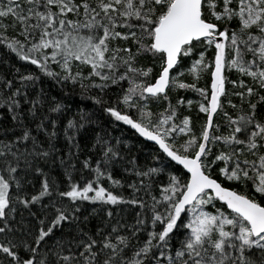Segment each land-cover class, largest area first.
Instances as JSON below:
<instances>
[{"label":"snow or ice","instance_id":"snow-or-ice-1","mask_svg":"<svg viewBox=\"0 0 264 264\" xmlns=\"http://www.w3.org/2000/svg\"><path fill=\"white\" fill-rule=\"evenodd\" d=\"M234 20L237 27L230 28ZM8 28L17 36L4 35L0 41L44 76L101 91L116 85L120 89L116 106L105 111L154 142L158 146L154 160L159 162L161 154L168 159L167 167H139L130 161L140 183L128 187L136 192L146 188L151 194V185H160L159 197L153 195L151 205L113 192L124 186L112 175L123 157L99 134L94 145L102 153L98 160L84 159L77 167L70 151L69 160L60 157L64 181L50 178L39 166L33 167L28 157L47 158L52 152H21L27 143L37 147V136L17 115L21 89L0 95V107L6 106L12 120L21 125L18 136L0 141V264H264V119L256 111L258 103H264L260 94L264 91V0H0V32ZM209 50H214L212 60L206 58ZM145 58L159 63L158 73L153 75L154 68L141 63ZM189 58L186 73L183 65ZM53 64L59 71L53 70ZM232 70L249 77L255 87L243 79L229 81L226 71ZM204 73L210 76V93L197 86ZM186 74L193 77L192 82L182 79ZM37 79L31 74L21 77L22 82ZM228 83L246 89L232 94L242 104L248 103L249 110L241 109L236 118L224 112L228 128L224 134L220 125H213V116L223 110L221 97L230 95ZM4 87L12 89V82L5 81ZM180 90L194 91L206 101L199 102V112L207 114L199 135L190 117L184 116L179 125L175 122L185 100L178 98L173 105L171 94ZM253 95L258 97L256 102L250 99ZM164 101L167 106L153 120L149 105ZM30 103L34 116L36 105L42 106L43 100ZM227 103L237 107L231 99ZM187 104L190 107L193 101ZM62 107L54 103L49 111L59 113ZM50 126L49 131V125L41 121L35 131L43 133L55 150L51 142L57 137L56 121ZM81 127L69 121L64 130L77 155L80 146L69 130L78 132ZM177 133L187 137L179 145ZM217 144L223 150L213 153ZM29 171L42 178L38 191L33 180L26 179ZM77 172L79 178L74 175ZM164 173H168L166 184L154 180ZM105 180L110 187L103 186ZM224 181L245 187L251 181L254 191H237ZM85 202L130 204L143 213H136L134 225L117 222L107 228L98 226L91 233L80 226ZM36 205L40 209L33 211ZM21 209L38 224L26 221ZM96 211L93 208L83 220L88 221ZM107 216L113 217V212L107 211ZM72 225L77 226L76 236L67 246L63 239L49 245L46 238ZM122 229L128 231L122 234ZM142 232L146 233L144 240L139 235Z\"/></svg>","mask_w":264,"mask_h":264},{"label":"trees","instance_id":"trees-1","mask_svg":"<svg viewBox=\"0 0 264 264\" xmlns=\"http://www.w3.org/2000/svg\"><path fill=\"white\" fill-rule=\"evenodd\" d=\"M6 3V0H4ZM8 23L11 22V18H8ZM223 27V25H221ZM230 28L237 27V22L234 20ZM7 35L8 37L15 38L17 36V32L13 31L12 28H8L7 32H0V37ZM23 39V37H20ZM50 51V50H48ZM214 57V50H209L206 53V58L208 60H212ZM193 58H198L195 56ZM141 63L145 66H152L154 68V73L159 72V63L155 64L151 60V58H145L141 61ZM191 65V58L185 59L183 68L187 69ZM54 71H59V68L56 65H51ZM75 71V69H74ZM88 68L85 67L84 72L87 74ZM35 75L38 76L39 79L34 82H22L21 77L24 75ZM227 79L230 81H237L243 79L248 85L255 87L252 84V81L247 77L239 76V74L234 73L232 71H226ZM185 82H192L191 80L183 77ZM5 81L12 82V89H7L4 87ZM88 81H85L87 84ZM124 84V87H127L126 82H121ZM210 84V76L208 73H204L200 80L197 82L198 87H205L209 90ZM16 88H20L22 95L18 97L20 99L21 104L20 108L17 110L18 117L23 120V124L32 129L33 135L37 136V147L34 149L31 143H27V149L21 147V152L27 151L28 153L36 152L38 153L41 150H47L52 152V155L44 158L38 155H30L28 159L32 161L33 167L39 166L44 172L49 174L50 178L57 179L58 181H64V168L60 164V157H63L66 161L69 160V152L73 154L72 162L77 164L79 167L80 161L84 159L91 158L93 162L98 160L102 153L99 151V147H94L96 144L97 134L104 137L108 142L119 149L120 155L123 157L119 163L115 165L114 170L112 171V175L115 179H120L123 183L122 188H113V192H120L126 199H131L133 197L144 200L149 205L152 203L151 197L157 196L160 194V185L158 183H153L151 185V194H149L148 190L141 189L136 192L131 187H128L129 184L136 183L139 186V178H137L134 174H132V168L134 165L130 163V161H135L136 165L139 167L144 166H160L167 167V159L161 154L160 161L157 162L153 159V156L157 153V148L143 142L140 140L135 133L132 131L131 127L128 125H124L122 122L115 121L114 118L110 117V115L105 111V108L108 106H116L117 94L120 92V89L116 85H112L109 88L101 91L98 88H81L79 84L73 85L71 82H63L57 81L53 78L44 76L40 70L35 66L31 65L29 62L21 61L15 53L11 52L6 44L0 41V95H8L11 91H14ZM227 90L232 89V86L228 83L226 85ZM235 88L233 92H242L246 89L240 88L239 86L233 87ZM26 93V96L23 95ZM261 95H264V91L260 92ZM178 98H183L185 100V104L179 109V116L175 121L178 125L181 123L184 116H188L191 118V127L193 131L199 135L205 122H206V113L199 112V105L193 104L189 107L187 104V100H202L201 96L194 91H184L180 90L178 92H173L171 94V101L173 105L176 104V100ZM100 100L97 103V100ZM227 99H231L232 103L237 107L232 108L228 105ZM222 97L223 101V110L218 111L214 117L213 125H220V132L227 134V120L224 116V112H227L233 118H236L241 109L244 112L249 110L248 103H241V98L237 95L228 96V98ZM249 99L247 96L245 100ZM253 102L258 100L256 95H253L250 98ZM32 100H43V105H36V113L33 114L29 111L32 108V104L30 101ZM27 101V102H26ZM202 102H206L203 101ZM3 101L0 100V104ZM54 103H60L63 105L61 112L53 113L49 111V108ZM123 107V105H120ZM167 106V102H161L159 104L152 103L149 105V110L154 114L152 119L155 120V114L162 112L164 108ZM257 117L259 119H264V103H258L257 105ZM133 115H137L133 110ZM52 120L56 121V131L57 137L54 138L51 144L55 145V150L51 147L48 142L47 137L43 133H37L35 131L37 124L43 121L45 124L49 125V131L51 130L50 122ZM73 121L77 125H83V127L79 128L77 132L75 129H70V134L75 136V142H77L80 146V151L77 155V149L72 147L67 138L64 135V130L67 128L68 122ZM21 125L12 120V113L8 112L7 107H0V141L4 140H12L16 136L20 134ZM186 135L182 133L176 134V142L177 145L183 143L186 139ZM120 143L117 144L116 142ZM223 150V146L221 144H217L213 147V153ZM252 159L251 156L248 157ZM218 166H223V162H218ZM127 169V171H125ZM169 171H171L169 169ZM216 169L214 168V172ZM74 175L79 178V173H74ZM167 175L168 173L160 174L154 177L156 181H163L165 184L167 183ZM222 180L223 177H217ZM26 179L33 180L35 184V189L38 191L40 187V180L42 179L38 174L33 171H29L26 175ZM224 184L231 189L237 191H248L249 194H252L254 191L253 185L251 181L248 182L247 187L241 184H237L235 182L224 181ZM103 186L110 187V182L105 180L103 182ZM29 191H33L32 185H29ZM259 199V197H257ZM57 199H59L57 197ZM264 203V201H262ZM96 208L97 211L95 214L91 215L88 221L83 220V216L92 212V209ZM40 209V205H36L33 208V211H38ZM24 212L25 220H31L33 226L38 224V220L35 217H29L27 210L21 209ZM162 210V209H161ZM209 210L210 209L209 207ZM107 211L113 212V217L109 218L107 216ZM214 211V210H213ZM142 212L138 206L130 205V204H120V205H92L88 202H85L83 211L80 215V226L86 228L87 231L91 233H95L98 226L107 228L109 224H116L120 222L122 225H134L136 220V213ZM148 216L151 215L150 212L147 213ZM43 218V217H40ZM17 220L20 219L19 216L16 217ZM76 225H72L71 229L67 226L63 228L62 231H57L55 236L49 239V245L54 243L56 240L63 239L65 241V245L67 246V242L71 240L74 236H76ZM150 227V224L148 225ZM127 229H122V234L127 232ZM141 240L146 239V233H140ZM177 238L180 236V233H176ZM176 241L174 240L173 243ZM63 254L67 255L68 252L65 251ZM50 259L53 261L56 260L55 256H50Z\"/></svg>","mask_w":264,"mask_h":264},{"label":"rangeland","instance_id":"rangeland-1","mask_svg":"<svg viewBox=\"0 0 264 264\" xmlns=\"http://www.w3.org/2000/svg\"><path fill=\"white\" fill-rule=\"evenodd\" d=\"M237 22V21H236ZM50 52V51H49ZM185 71H186V73H187V69H184ZM232 72H233V74L234 73H237L235 70H232ZM237 74H239V73H237ZM239 76H241L240 74H239ZM184 77H186L187 79H189V80H193V77L191 76V75H188V74H186ZM244 77H247V76H244ZM249 80H251L249 77H247ZM182 79H183V77H182ZM230 81H232V80H230ZM230 84V86H232V89L230 88V90H228L229 91V93H230V95H229V97L230 96H234L232 93H236V92H233L234 91V89L235 88H233V85L231 84V83H229ZM193 102L195 103V105H199V102H202V100L200 99V100H197V101H194L193 100ZM161 112V111H160ZM136 135V134H135ZM182 135H183V133H182Z\"/></svg>","mask_w":264,"mask_h":264},{"label":"water","instance_id":"water-1","mask_svg":"<svg viewBox=\"0 0 264 264\" xmlns=\"http://www.w3.org/2000/svg\"><path fill=\"white\" fill-rule=\"evenodd\" d=\"M214 59V58H213ZM210 98V97H209ZM217 114V113H216ZM216 114H214V116H213V120H214V117H215V115ZM206 121H207V114H206ZM206 123V122H205ZM132 129V128H131ZM132 131L136 134V136L140 139V140H142L143 142H145V143H148V144H150V145H152V146H154V147H156L157 148V150H158V146L157 145H155L154 144V142H151V141H147L146 139H144L143 137H140L139 136V134L138 133H136L135 132V130L134 129H132ZM166 158V157H165ZM166 159H168V158H166Z\"/></svg>","mask_w":264,"mask_h":264},{"label":"bare ground","instance_id":"bare-ground-1","mask_svg":"<svg viewBox=\"0 0 264 264\" xmlns=\"http://www.w3.org/2000/svg\"><path fill=\"white\" fill-rule=\"evenodd\" d=\"M214 58V57H213ZM210 85V84H209ZM209 90H210V87H209ZM222 98V97H221Z\"/></svg>","mask_w":264,"mask_h":264}]
</instances>
